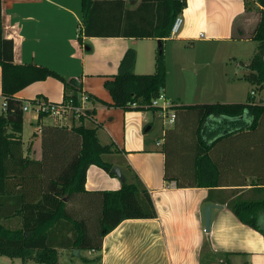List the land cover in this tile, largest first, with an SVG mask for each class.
I'll use <instances>...</instances> for the list:
<instances>
[{
  "label": "crops",
  "instance_id": "crops-1",
  "mask_svg": "<svg viewBox=\"0 0 264 264\" xmlns=\"http://www.w3.org/2000/svg\"><path fill=\"white\" fill-rule=\"evenodd\" d=\"M127 1L134 8L141 0ZM259 6L256 3V8L246 10L245 0H187L180 13L184 24L175 36H84L80 42L81 0H2L3 33L14 40V61L47 66L67 79L77 78L82 90L80 97L83 93L90 95L86 103L89 115L83 122L97 127L102 143H113L120 150L113 155L115 165L123 173L128 167L136 172L153 198L156 217L125 219L104 236L101 250L91 249L99 264H264V235L240 220L227 203L233 197V190L264 185V148L252 149L256 156L250 161L238 155L235 161H230L227 151L215 147L210 157H202L191 165L189 184L195 186H179L176 179L166 177L163 149L168 126L162 129V140L156 137V132H148L155 122L157 109H124L111 105L112 95L105 85L107 79L118 73L129 48L136 52L135 72L152 73L159 39H163V44L175 38L205 44L253 39ZM249 61L239 63L240 67L243 64V71ZM198 71L194 72L196 76ZM205 83L197 87L193 95L195 103L175 101L179 97L172 98L167 85L164 94L173 105L174 102L179 105L247 102L250 98L264 103V98H256L255 90L247 101H238L223 90L226 97L214 99L218 92ZM205 88L211 92L202 94ZM66 91L73 90L71 87L66 90L61 80L48 77L16 93L23 103L31 102L28 110H24L22 132L24 151L29 156H42V126H72L82 122L69 114L63 117L52 112L40 114L32 105L34 99L61 102ZM3 100L0 65V110ZM223 121L210 118L203 135L214 139L222 133ZM198 181L204 184L214 181L216 185L197 186ZM122 183L117 175L96 164L88 168L85 186L89 190L119 189ZM207 205L212 206L209 230L205 222Z\"/></svg>",
  "mask_w": 264,
  "mask_h": 264
},
{
  "label": "trees",
  "instance_id": "trees-1",
  "mask_svg": "<svg viewBox=\"0 0 264 264\" xmlns=\"http://www.w3.org/2000/svg\"><path fill=\"white\" fill-rule=\"evenodd\" d=\"M256 3L260 4V16L251 37L257 41V47L243 76L261 89L264 0H245L246 10L256 8ZM186 4L187 0H141L131 8L127 0H81L83 26L78 39L82 42L84 36L166 38ZM2 20L0 0L2 93L8 104L5 112L0 113V254L19 257L23 263L33 260L38 264H59L60 249L101 250L104 236L123 220L153 218L157 211L148 188L129 167L124 169L126 178L119 189L86 188L88 168L93 164L116 175L111 171L115 165L112 158L120 151L113 143L100 141L93 123L83 122L88 110L79 117L82 122L78 125L42 126V156L34 158L25 153L24 103L16 93L48 77L61 80L66 90L72 88L73 91H66L64 99L73 98L78 103L82 90L77 78L67 79L35 63H16L14 40L4 36ZM135 57V49L129 48L118 73L106 80L113 99L109 104L124 109H156L151 103L164 92L166 81L163 53H158L152 73L135 72ZM172 108L176 120L165 131L163 150L166 177L176 179L179 186H195L189 184L191 165L202 157H210L215 147L227 151L230 161H235L237 155L250 161L256 156L252 149L264 148V103L254 102L253 98L247 102L172 104ZM210 118L225 122L222 133L212 140L203 135ZM191 172L193 175L194 171ZM198 183L197 186L216 185L214 181ZM232 192L228 206L240 220L264 235V185L254 184Z\"/></svg>",
  "mask_w": 264,
  "mask_h": 264
},
{
  "label": "rangeland",
  "instance_id": "rangeland-1",
  "mask_svg": "<svg viewBox=\"0 0 264 264\" xmlns=\"http://www.w3.org/2000/svg\"><path fill=\"white\" fill-rule=\"evenodd\" d=\"M167 39L163 44L164 63L167 69L165 85L171 90L167 94L171 100L181 103H195L193 95L197 87L203 85L214 86L216 92L214 97L225 98L223 92L237 98L238 101H247L252 90L257 92L256 98H264V87L257 88L243 76L239 63L245 64L254 54L257 47L255 39L234 40L230 42L207 43L204 41L194 42L188 40ZM176 42V43H174ZM158 46V45H157ZM158 54V53H157ZM184 63V66L181 64ZM199 70V71H198ZM155 71L152 70L151 72ZM198 71V75L194 74ZM229 84V85H227ZM166 87V86H165ZM199 91V90H198ZM211 92L209 89H202V94ZM205 95V94H204ZM217 99V98H214ZM174 104H179L174 102ZM79 118V117H78ZM155 122L148 132H156V137L162 140V129L167 127L165 119L156 110ZM147 126V125H146ZM59 264H99L96 262L92 250L82 249L81 254H76L75 249H60ZM0 264H38L33 260L23 263L19 257H8L0 254Z\"/></svg>",
  "mask_w": 264,
  "mask_h": 264
},
{
  "label": "built area",
  "instance_id": "built-area-1",
  "mask_svg": "<svg viewBox=\"0 0 264 264\" xmlns=\"http://www.w3.org/2000/svg\"><path fill=\"white\" fill-rule=\"evenodd\" d=\"M184 24V17L182 14H178L171 26L170 35H177L182 26ZM90 99V95L88 93H83L79 99L78 103H75L73 98L63 99L61 102H49L47 100H32L34 109L42 114L43 112H52L59 117H63L67 114L74 115L80 117L81 115H86L87 108L86 103ZM137 103H133L136 105ZM7 100L4 99L2 103V108L0 113L5 112L7 108ZM31 105V102H26L23 105V110H28V107ZM151 105L160 111V114L165 119L167 126H172L176 120V112L172 108V103L166 99L164 92L160 93V95L153 99Z\"/></svg>",
  "mask_w": 264,
  "mask_h": 264
},
{
  "label": "water",
  "instance_id": "water-1",
  "mask_svg": "<svg viewBox=\"0 0 264 264\" xmlns=\"http://www.w3.org/2000/svg\"><path fill=\"white\" fill-rule=\"evenodd\" d=\"M159 44V53L163 52V42L161 39L158 41ZM113 173H115L121 180H125V175L122 171V169L118 165H114L111 170ZM211 205H207L205 208V222H206V229L209 230L210 228V221H211ZM75 253L79 254V249H75Z\"/></svg>",
  "mask_w": 264,
  "mask_h": 264
}]
</instances>
